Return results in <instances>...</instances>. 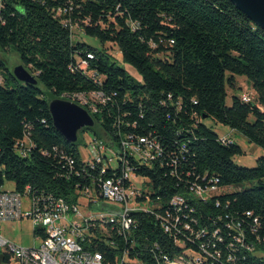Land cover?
Masks as SVG:
<instances>
[{
  "label": "trees",
  "instance_id": "obj_1",
  "mask_svg": "<svg viewBox=\"0 0 264 264\" xmlns=\"http://www.w3.org/2000/svg\"><path fill=\"white\" fill-rule=\"evenodd\" d=\"M76 28L95 44L75 40ZM107 44L119 49L129 69L118 65ZM0 49L15 51L38 81L19 82L0 58V190L11 182L23 196L76 203L93 182L129 168L146 181L139 201H149L152 212L132 214L136 228L128 240L112 232L114 246L96 241L92 249L108 261L129 249L146 264H160L161 252H182L177 238L206 258L204 264H264V156L252 168L237 165L242 148L222 143L205 123L213 119L264 150V29L231 1L0 0ZM236 76L247 79L252 102L234 92L228 105V89L240 88ZM94 94L100 100L83 107L95 126L81 133L92 131L93 141L118 149L116 170L107 155L91 167L81 158L80 138L69 143L53 125L51 100ZM129 136L155 138L161 155L138 163L122 150ZM211 180L223 193L189 199L194 185ZM245 183L252 186L232 191ZM177 196L189 199L192 211L181 218L193 236L183 229L166 233L157 219ZM40 234L34 230V237ZM2 261L9 263V255Z\"/></svg>",
  "mask_w": 264,
  "mask_h": 264
},
{
  "label": "built area",
  "instance_id": "obj_2",
  "mask_svg": "<svg viewBox=\"0 0 264 264\" xmlns=\"http://www.w3.org/2000/svg\"><path fill=\"white\" fill-rule=\"evenodd\" d=\"M100 97L101 94H94ZM244 102H252L253 97L243 96ZM95 111V109H94ZM221 142L233 143L228 137H221ZM30 144L27 140L20 144V154L25 156L24 149ZM122 150L129 154L140 164H148L161 155L162 148L155 138L129 136L122 140ZM91 160L86 161L94 168L95 163L102 162L107 147L102 141H91L88 146ZM111 161V159H110ZM106 165L103 173H106ZM140 180L142 187H137L134 180ZM146 181L135 176L129 168L123 170V175L115 178L100 179L97 183L86 187L79 193L76 203H70L63 198L30 197L23 196L13 190H0V226L2 223L17 222L25 219L32 221L34 230L42 229L43 235L35 237L39 245L32 247H20L11 243L0 233V248L9 255V263L14 264H146L142 260L134 258L127 249L121 258L117 257L113 262L108 261L103 253L93 250L92 246L99 241L114 246L109 238L112 232L122 236L124 240L131 237L136 228L133 213L152 212L149 201L143 203L139 199L146 194ZM29 191V188H27ZM223 193L213 180L208 185H194L191 190L192 200L207 201L215 195ZM30 198V210H24L23 198ZM188 197L177 196L170 202V209L164 214L157 215L166 233L177 231L189 232L194 235L189 223H184L181 216L188 217L185 211L192 209L189 206ZM95 210L86 212V210ZM189 211V212H190ZM250 215V213H247ZM187 221V220H186ZM193 222H198L192 219ZM257 222V220H255ZM111 230V231H110ZM199 234L204 233L200 230ZM112 233V234H111ZM188 241H191L187 237ZM243 235L240 233L235 241L240 243ZM174 244L181 247L179 254L161 252L157 261L160 264H204L206 258L194 253L186 245L185 240L174 239ZM85 245L91 247L85 249ZM154 245V244H153ZM233 246V245H232ZM158 248V244L154 245ZM208 256L210 253L205 246H200ZM258 254V253H257ZM215 257L220 258L221 253L215 252ZM232 261V256L228 262Z\"/></svg>",
  "mask_w": 264,
  "mask_h": 264
},
{
  "label": "rangeland",
  "instance_id": "obj_3",
  "mask_svg": "<svg viewBox=\"0 0 264 264\" xmlns=\"http://www.w3.org/2000/svg\"><path fill=\"white\" fill-rule=\"evenodd\" d=\"M74 39L80 40V41H86L89 44H95L93 40L87 39L84 34L78 29H74ZM106 47L108 48L109 52L118 60V65L120 67H124L126 69H129L128 65L125 64L121 58V54L119 49L116 46H112L110 44H107ZM0 58L4 59L7 63L8 70L13 73L14 70L21 65V60L18 56V54L13 51H2L0 49ZM1 77V76H0ZM2 79V78H1ZM238 85L240 88L233 91L231 89H228V99L227 103L228 105H231L232 103V95L234 92L242 97V96H250L255 97V92L249 85L247 79L243 76H236ZM3 84V80H0V85ZM43 88V86H41ZM63 99V98H62ZM69 100L72 102L77 103L80 106H85L87 102H94L98 101L99 97L95 95H91L90 97H85L84 95H79L72 99H64ZM208 127H210L213 131H215L220 137H228L235 141L237 145H239L244 154L236 156L234 161L237 165L246 167V168H252L256 165V161L258 158L264 156V150L257 146L254 143H251L246 139L241 133L234 131L230 129L227 126H224L222 124L217 123L213 119H207L205 121ZM96 136L92 131H86V132H80L79 138H80V154L83 161H89L91 160V156L89 155L88 146L89 143L95 138ZM104 142V141H102ZM105 144V143H104ZM105 155L108 156L109 159H111V167L116 170L119 166V157H118V149H106ZM134 183L137 187H142L143 183L140 180H134ZM251 183H245L241 187H235L232 188V191H238L242 189H246L251 187ZM4 190H13L14 184L11 182H6L4 187ZM30 198L24 197L23 198V204H24V210L28 211L30 210ZM95 210H86V212H94ZM0 233L7 238L11 243L15 244L16 246L20 247H32L34 245L38 246L39 241L35 239L34 237V226L31 220L25 219L22 221L17 222H9V223H2L0 226ZM4 250L0 248V264H14V263H5L2 261V256L4 254ZM261 255L260 253H258Z\"/></svg>",
  "mask_w": 264,
  "mask_h": 264
},
{
  "label": "water",
  "instance_id": "obj_4",
  "mask_svg": "<svg viewBox=\"0 0 264 264\" xmlns=\"http://www.w3.org/2000/svg\"><path fill=\"white\" fill-rule=\"evenodd\" d=\"M251 21L264 29V0H229ZM15 78L24 84L37 85L38 81L22 64L13 72ZM54 128L69 143H76L79 133L95 126L94 117L87 109L75 102L55 98L49 103Z\"/></svg>",
  "mask_w": 264,
  "mask_h": 264
},
{
  "label": "crops",
  "instance_id": "obj_5",
  "mask_svg": "<svg viewBox=\"0 0 264 264\" xmlns=\"http://www.w3.org/2000/svg\"><path fill=\"white\" fill-rule=\"evenodd\" d=\"M0 80H2L1 77H0Z\"/></svg>",
  "mask_w": 264,
  "mask_h": 264
}]
</instances>
